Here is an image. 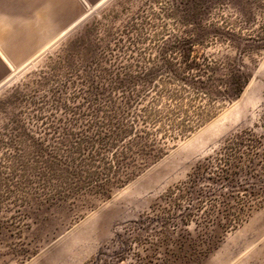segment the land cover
I'll return each instance as SVG.
<instances>
[{
	"label": "rangeland",
	"instance_id": "374dc122",
	"mask_svg": "<svg viewBox=\"0 0 264 264\" xmlns=\"http://www.w3.org/2000/svg\"><path fill=\"white\" fill-rule=\"evenodd\" d=\"M0 31V264H264V0H0ZM181 40L241 95L126 184L79 182L74 142Z\"/></svg>",
	"mask_w": 264,
	"mask_h": 264
},
{
	"label": "trees",
	"instance_id": "16d2710c",
	"mask_svg": "<svg viewBox=\"0 0 264 264\" xmlns=\"http://www.w3.org/2000/svg\"><path fill=\"white\" fill-rule=\"evenodd\" d=\"M195 46L189 40L178 42V58L164 61L172 67L169 72L131 76L132 88L117 92L120 103L103 109L105 120L86 126L84 138L74 142L76 150L65 157L79 182L126 184L162 158L170 141L204 124L217 104L241 95L249 78L238 70L219 74L218 67L195 54ZM243 148L242 143H228V161L229 151Z\"/></svg>",
	"mask_w": 264,
	"mask_h": 264
},
{
	"label": "bare ground",
	"instance_id": "6f19581e",
	"mask_svg": "<svg viewBox=\"0 0 264 264\" xmlns=\"http://www.w3.org/2000/svg\"><path fill=\"white\" fill-rule=\"evenodd\" d=\"M0 39L3 40V41L5 40V36L3 35V32H1V31H0ZM1 40H0V41H1ZM1 42H2V41H1Z\"/></svg>",
	"mask_w": 264,
	"mask_h": 264
}]
</instances>
